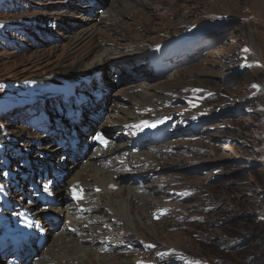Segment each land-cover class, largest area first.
Listing matches in <instances>:
<instances>
[{
    "label": "rangeland",
    "instance_id": "1",
    "mask_svg": "<svg viewBox=\"0 0 264 264\" xmlns=\"http://www.w3.org/2000/svg\"><path fill=\"white\" fill-rule=\"evenodd\" d=\"M119 2L105 0L100 5L90 0H0V181L3 190L9 192L12 175L19 182L24 177L30 184L39 183L45 173L43 167L50 162L37 166L32 162L44 160L46 151L59 140L62 141L58 143L59 149L86 153L70 139L84 120L99 124L101 134L115 145L125 143L131 136L128 129L112 126L115 116L125 115L119 110L137 117L132 122L143 119L139 125L143 127L148 116H152L145 109L157 99L165 110L157 114L158 123L162 122L159 129H162L158 132L157 125L154 130H148L149 135H144L143 143L136 138L139 147L133 143L127 148V154L142 161L139 166L128 169V178L122 181L129 180L127 185L135 189L133 193L142 196V202L136 201V205L144 209L146 217L142 219L136 240L128 242L119 238V234L124 237L131 232L124 225L116 227L115 219L123 218L103 204L98 212L88 213L86 208L81 209L84 212L78 211L77 220H91L90 226L94 228L83 234L86 240L73 235L64 241L79 245L75 253L82 251L84 255L85 251H92L94 264L99 256L106 263L117 259L130 264L236 261L237 252L224 251V246L234 240L227 233L232 226L225 225V221L238 218L234 221L239 223L235 226L239 229L236 241L252 239L239 216L244 208L260 214L255 205L264 201V0H138L130 10L117 12ZM95 18L100 23L95 42L98 53L89 60L84 59L85 65L77 70V63L87 52H81L73 40L83 30L80 25ZM176 27L183 32L189 28L178 38L174 36ZM111 48L116 52L112 53ZM176 50L180 52L175 53ZM105 51L111 58H133L142 69L144 66L149 71L144 69V75L134 74L139 67L127 62L121 66L129 75L124 80L123 70L116 71L110 64L108 68L102 67L104 80L112 83L110 71H116L114 79L118 82L111 92L113 97L109 98L108 109L99 110V102L107 95L98 94L99 102L92 110L74 109L76 115L80 113L76 117L80 122L73 118L77 127L72 129L69 125L66 130L71 103H93L89 100L93 90L90 96L75 95L80 88L74 80L79 77L85 82L87 78L81 77L87 72L85 68L94 66ZM67 69L69 74L58 73ZM167 82L172 85L156 88ZM63 84L68 85V91L54 94L48 100L51 95L45 90ZM41 117L45 122H41ZM35 120H39L40 127L34 124ZM47 123L54 127L48 134L43 128ZM91 145L88 155L103 152L95 144ZM111 146L109 143L107 147ZM107 147L103 146L105 150ZM157 150L161 152L148 160L151 152ZM115 158L121 165L125 162L123 154ZM63 159L68 173L55 172V177L62 179L65 186L74 184L78 169L87 170L75 168L80 162L73 158ZM9 167L12 169L7 172ZM45 175L49 177L48 173ZM97 191L104 190L99 187ZM236 191L245 193L242 202L230 195ZM23 200L19 202L25 207L31 205L30 197ZM47 200L43 203L47 211L56 207ZM55 202L61 203L58 199ZM222 206L229 208L222 210ZM37 208L41 205L31 207L30 214ZM133 215L137 218V211ZM59 220L58 228L52 232L42 227L45 231L40 235L46 236L47 243L41 250L51 246L50 233L57 237L61 229L67 230L65 221ZM263 229L257 225L252 233L259 237ZM107 240L115 241L110 245L113 251L101 249ZM4 247L9 248L10 243ZM244 251L249 255L256 253L252 246ZM29 254L25 253L24 258ZM38 256L28 264H41ZM4 263L7 264L6 258L0 255V264Z\"/></svg>",
    "mask_w": 264,
    "mask_h": 264
},
{
    "label": "bare ground",
    "instance_id": "2",
    "mask_svg": "<svg viewBox=\"0 0 264 264\" xmlns=\"http://www.w3.org/2000/svg\"><path fill=\"white\" fill-rule=\"evenodd\" d=\"M90 1L91 2L97 1L99 2L98 4L100 5L105 3V0H90ZM135 1L138 0H121V2H119L120 5L119 7H117L116 11L120 12L124 10H130L132 7H134ZM96 21L97 18H95V20L93 19L92 22L90 23L87 22L86 25L85 24L80 25V27H82L83 30H81L80 34L76 36V38L73 40L74 45L81 47L80 49L81 52H87L84 58H82L81 61L77 63L76 65L77 68L75 67L77 70H79L80 67L82 68V66L85 65L82 63L84 59L85 61L89 60L92 57V55H97L98 53V48H95V42L97 40V36L99 35L98 26L100 25V23ZM188 28L186 29V31H188ZM175 29L176 31L174 32L175 33L174 36L178 38H182L183 33L184 34L187 33L186 31L183 32V29L181 28L176 27ZM174 36L172 38H175ZM186 36L188 37L189 35ZM109 50L112 53L116 52L114 48H111ZM145 53H142V55H145ZM127 62H132L134 64V67H139L138 72H135L134 69L133 71L135 72L134 74L136 73H141L142 75L145 74L144 69L146 68L142 65L144 68L142 69L138 61H134L133 58L125 59V60H120V58H111L110 55H108V52L106 51H105V55L101 56L94 66L88 68L85 66L86 68L84 71L87 72H84V75L81 77L82 78L86 77L87 79L85 82L79 79V77L74 80V82L77 83V86L80 88L77 89L75 95L81 93L86 96H90L92 94L91 90H93L94 95L92 94L93 96L89 99L92 100L93 103L90 104L88 102V105H86L85 103L76 102L77 105L76 106L74 105V102H72L71 106L72 105L73 106L70 107L69 108L70 110L68 111V115L70 117L68 118L69 122L68 125L64 127L66 130L68 129L69 125H71L72 129H75L77 126H75L74 124L76 122L77 123L80 122L79 120L80 118H76L80 116V113L76 115L74 111L78 110L77 108L83 110L86 107L92 110L93 105L98 104L97 102H99L98 99L100 98L98 97V94L103 95V97L107 95L105 98H103L101 102H99V104L101 103L100 106L101 109L99 110L101 112H104V109L106 107L108 109V105L110 104L109 98L112 99L113 97V94L111 92L114 89V87H117L118 85V82L116 81L117 79L116 80L114 79V74H116L117 70L119 71L123 70L121 71L122 72L121 76H124V80L128 78L129 75H126L125 73L127 69L123 68ZM109 64L111 65L112 68H114V70L116 69V71H110V74H112L113 77L112 83L110 81L108 82L104 80L103 72H102L104 68H106L107 65ZM121 66L123 67L121 68ZM146 70L149 71L148 69ZM69 72L70 69L69 70L67 69V70H59L58 73L69 74ZM158 72H161V70H159ZM88 81H90L91 83L90 85L87 83ZM94 83L96 84V86L93 87ZM171 85L172 83L167 82V84L158 85L156 88L165 89L166 87ZM67 86L63 84L55 89L51 87L50 90H45V93L51 95L50 97H48V100L49 98L53 97L54 94H61L62 91L67 92L68 91ZM68 94L71 95L72 92H68ZM162 108L163 105H160V102H157L156 99V102L151 104V107L145 109L146 114L152 116L151 117L148 116V120H145L143 127L139 126L140 122L143 121V119L132 122L135 119H137V117L132 118L130 117L129 112L126 113L124 112V110H119L120 112H123L125 115L115 116L116 120L114 121V124H112V126L124 127L125 130L128 129V131L131 134L130 138L125 143H120L116 145L113 142H110L112 144L111 147H107V149L104 150L103 152H97L90 155H88V151H90L91 148L93 147L91 144H94L95 137L101 135L102 130L98 126L99 124H97L96 122L87 123L88 121L86 122L84 120L81 122V127L79 128V130L78 129L74 130L77 132L76 133L73 132L74 134L70 139L73 143H75V145L83 147L86 153H81V151L79 150L78 151L79 154H78L73 151L70 152L59 149L60 145L58 147V143H62V141L59 140L58 143H53L51 148L48 151H46L45 153L46 157H44V160H38L32 162L34 166L46 165L48 164V162H50V164L43 167L45 169L44 172L46 174L48 173L49 177L44 173L43 176L45 177L43 178L42 176L41 181L39 183L30 184L24 179V177L23 180L19 182L18 179L15 178V175H12V177H10L12 180V186L9 187L8 193H6L3 190L4 186L0 181V195H1L0 196V255L6 258V263L28 264L30 261H34V258L39 255L38 258L40 257L42 259L41 264H84V262L85 264H89V263L94 264V262L91 259V257H93L92 251L90 253L85 251L84 255L81 254L82 251L80 253L78 252L75 253L74 251H76V249H79V245L77 246L76 244L75 245L66 244L64 239H66L68 236L79 235L82 237L81 238L82 240H86L83 234L94 230V228H91L90 226V224L92 223L91 220L88 219L86 221L77 220V217L79 215L78 211L83 208H86L88 213H91L93 211L98 212L101 211L100 209L102 208L103 204H106L108 208L110 207L112 210H114L117 216L123 218L121 219V221L115 219L117 220L116 227L117 225L121 224L127 227L125 228V230L131 232V235L124 237L123 235L119 234V238L123 240H127L128 242L132 240H136L135 237L138 236V231L140 230V227H142L143 224L142 219L146 217V214L144 213V209L141 210V208L138 205H136V201L142 202V196L139 195L137 192L133 193L135 189H133L132 186L127 185V182L129 180L125 183L123 182L128 178L126 177V173L128 169H130L131 167L139 166L137 164H140L142 160L139 161L140 159L138 158L135 159L136 156H131L127 154V148L131 144L137 143L135 141L136 138H139L140 142L143 143V141L146 139L144 135H148L149 133L148 130L151 129L154 130L157 125H158L157 129L160 128L162 122L158 123L160 116H158L157 114L159 112L165 111L164 108L163 110L160 111V109ZM69 112H71V114H69ZM73 118H75L76 121L75 123L72 120ZM41 119L44 120V117H41ZM52 127L53 125H50L49 127L48 123L47 125L45 124L43 127L45 128V133L48 134L49 132H51V129L54 128ZM161 129L157 131L160 132ZM94 135L96 136L93 137ZM132 136H134V142L132 141ZM104 137L108 139V137L106 136ZM73 143L72 145L74 146ZM137 146L139 147L138 143ZM160 152H161L160 150L151 152V154L148 156L149 158L148 160H150V157L157 155ZM118 154H123V157L125 158V162L122 165L120 164L121 163L120 160H117L115 158ZM65 157L73 158L77 163L78 161L80 162L79 166L75 168L81 167L88 171V173L87 171L80 172V169H78V171L76 172L77 178L74 179V181L76 180L75 183L74 184L70 183L67 186H65V182H63L62 179L55 177V172H62V174L68 173L67 172L68 169H66L65 166L62 164L64 162L63 158ZM54 158L59 161L58 162L53 161ZM57 164H59V168L57 167L58 166ZM98 164H100V167L98 166ZM71 168L72 167H70V169ZM10 169H12V167L6 169L7 172L8 171L10 172ZM30 170H33V166H30ZM10 178H7V180H10ZM57 180L59 181L57 182ZM63 180H65V178H63ZM26 182L28 183L27 187H25L24 185ZM17 184H20V186ZM63 184L65 187L63 186ZM95 187L97 189L99 187L103 188L104 191L102 193H98ZM16 188L18 190H16ZM26 192H28V194ZM75 192L77 193L81 192L80 197L82 198L80 200H77L76 198H74L73 195H71V193H75ZM124 194H126V196H124ZM26 197L31 198V203L28 201L31 205L27 207L23 205L24 202L23 199ZM56 199H58V201L60 200L62 204L59 203L58 205V203L55 202ZM43 200L52 201L53 204L56 205V207L50 208V210L47 211L48 208L45 206V204L43 205L42 203ZM19 201H23V202H19ZM65 203L66 206H63ZM143 203L145 205L147 204L146 201H143ZM17 205H20V209H16ZM40 205L41 208L35 209L34 211L35 213L30 214V212H32L31 207L40 206ZM135 211H137L138 214V217L136 216L137 218H135L133 215V212ZM60 218H62V221L63 220L65 221L64 224L66 225L67 230L61 229L60 234H58L57 237L54 236L52 233H50L48 238L50 239L51 237V241H52L51 246L48 249L46 248L47 247L46 246L43 250H41L47 243V241L44 239L46 236L40 235L41 234L40 232L45 231L42 227L44 226L45 229L47 228L49 232L50 230L52 232L53 228H58V225L60 224V220H59ZM22 222L23 224H21ZM32 228H34L35 230H31ZM68 230H70L71 232ZM138 239L140 238L138 237ZM114 242H115L114 240L105 241L104 242L105 244L101 247V249L105 251L109 248L110 251H113V247H110V245H114ZM7 243H10L9 248L4 247L5 244ZM25 253H30L26 259L24 258ZM95 264H130V263L121 262L118 261L117 259L113 260V262L106 263L104 261H101L99 256ZM131 264L133 263L131 262Z\"/></svg>",
    "mask_w": 264,
    "mask_h": 264
},
{
    "label": "trees",
    "instance_id": "3",
    "mask_svg": "<svg viewBox=\"0 0 264 264\" xmlns=\"http://www.w3.org/2000/svg\"><path fill=\"white\" fill-rule=\"evenodd\" d=\"M243 194L245 193H240L236 191L235 193L230 195H232V198L237 200L238 202H242L241 198H244ZM255 206L257 207V210L260 214L255 215L253 212H249L246 208L243 207V214L239 216L241 220L240 222H243L245 224L243 228L246 229V231L251 232L248 237L252 239H244L242 241L237 239L238 241H236L235 238L239 236H235V234H237V231H239V229H237L235 226H237L236 224L239 223H236L234 221L238 218L225 221V225L227 224L232 226L230 229L227 230V233L229 236L234 237V240L224 246V251L226 250L227 253L237 252L236 258L240 260V262L237 259L236 261L232 260L229 264H255V262L256 264H264V229L263 234L259 237L256 236V233H252V231H254L257 225L264 227V201L256 202ZM224 208L225 206L220 207V209L222 210ZM227 208H229V206L225 209ZM221 223L223 224V221ZM251 246L254 250H256V253H254V255H249L244 251L250 249Z\"/></svg>",
    "mask_w": 264,
    "mask_h": 264
},
{
    "label": "snow or ice",
    "instance_id": "4",
    "mask_svg": "<svg viewBox=\"0 0 264 264\" xmlns=\"http://www.w3.org/2000/svg\"><path fill=\"white\" fill-rule=\"evenodd\" d=\"M98 139H101V142H104L103 140H102V138H98ZM78 198V197H77Z\"/></svg>",
    "mask_w": 264,
    "mask_h": 264
}]
</instances>
